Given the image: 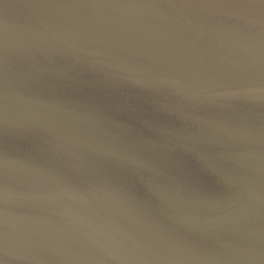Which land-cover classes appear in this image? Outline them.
I'll list each match as a JSON object with an SVG mask.
<instances>
[{"label":"water","instance_id":"water-1","mask_svg":"<svg viewBox=\"0 0 264 264\" xmlns=\"http://www.w3.org/2000/svg\"><path fill=\"white\" fill-rule=\"evenodd\" d=\"M0 264H264V0H0Z\"/></svg>","mask_w":264,"mask_h":264}]
</instances>
